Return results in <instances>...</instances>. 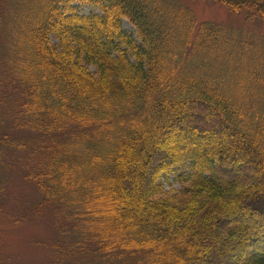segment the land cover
Wrapping results in <instances>:
<instances>
[{"label": "trees", "instance_id": "16d2710c", "mask_svg": "<svg viewBox=\"0 0 264 264\" xmlns=\"http://www.w3.org/2000/svg\"><path fill=\"white\" fill-rule=\"evenodd\" d=\"M8 1L0 159L23 153L56 207L52 264H264V43L219 47L229 32L175 0ZM219 1L264 20V0Z\"/></svg>", "mask_w": 264, "mask_h": 264}, {"label": "rangeland", "instance_id": "374dc122", "mask_svg": "<svg viewBox=\"0 0 264 264\" xmlns=\"http://www.w3.org/2000/svg\"><path fill=\"white\" fill-rule=\"evenodd\" d=\"M11 1L13 4H16L20 3L19 1L21 0ZM175 1L189 8L196 16L198 23H218L229 32L226 38L228 42H221L219 47L233 45L234 43H231L232 36L230 34L234 33L238 39L246 40L248 44L254 43L251 59L257 57L256 51L258 48L256 45L264 43L263 19L248 20L246 10L240 13H234L219 0ZM8 2V0H0V25L3 19H9L7 18L9 15H5V17L3 15L4 8ZM78 6L81 13L90 14L91 12H100L97 7L79 4ZM24 17L22 16L15 20V29L23 27ZM123 27L128 33L137 37V29L129 20H124ZM2 36L0 34V43ZM52 39L54 42H57L56 38L53 37ZM239 49L242 51H237V55L231 53L226 55L225 58L233 61L242 60L243 51H245L244 46L242 48L239 47ZM1 51L2 47L0 46ZM92 70H95V68L92 67ZM13 95L19 98L20 89L17 88V91ZM1 131L17 139L30 138L32 140L33 136L37 135V133L34 134L27 129H15L12 124V119L7 120L6 127L4 126V129ZM14 154L9 152L7 156L1 157L0 159V264L55 263L58 260L54 258L56 255L55 248L60 240L57 230L58 218L57 211L55 210L56 207H54L53 203L46 201L38 185L28 177L30 165L26 159H23L24 154ZM188 172L189 168L182 166L176 168L175 172L171 173L168 177H164L161 181L165 193L174 194L184 186L190 185V181L182 184V181L177 178L180 174ZM139 203V198H135L133 201L135 207ZM106 204L108 203L104 205ZM100 208L98 206L96 210ZM85 255L90 256L91 254L86 253Z\"/></svg>", "mask_w": 264, "mask_h": 264}]
</instances>
